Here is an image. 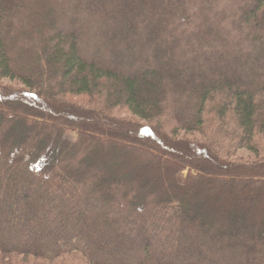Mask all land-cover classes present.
I'll use <instances>...</instances> for the list:
<instances>
[{
    "label": "trees",
    "instance_id": "1",
    "mask_svg": "<svg viewBox=\"0 0 264 264\" xmlns=\"http://www.w3.org/2000/svg\"><path fill=\"white\" fill-rule=\"evenodd\" d=\"M262 142L264 0H0V264H264Z\"/></svg>",
    "mask_w": 264,
    "mask_h": 264
},
{
    "label": "rangeland",
    "instance_id": "2",
    "mask_svg": "<svg viewBox=\"0 0 264 264\" xmlns=\"http://www.w3.org/2000/svg\"><path fill=\"white\" fill-rule=\"evenodd\" d=\"M3 82L5 84L8 83L7 80H5V79H3ZM10 83H13L15 87H18L17 83H15V82H10ZM70 99L73 100V101H75V102L82 103V104H86L88 102V98L85 95L70 96ZM115 113L118 114V115H124V116H128V114H129V112L127 111V109L124 108V107H118V108H116ZM151 149H152L153 152H155V150H154L153 147ZM261 149H262V152L264 153V142H262ZM239 154L240 155H243L244 157H247V156H250L251 155L250 153H248L245 150H240L239 151ZM185 175H186V171H182L180 173V175L178 176V180L181 181L185 177Z\"/></svg>",
    "mask_w": 264,
    "mask_h": 264
}]
</instances>
